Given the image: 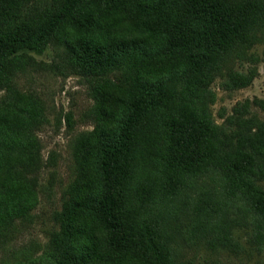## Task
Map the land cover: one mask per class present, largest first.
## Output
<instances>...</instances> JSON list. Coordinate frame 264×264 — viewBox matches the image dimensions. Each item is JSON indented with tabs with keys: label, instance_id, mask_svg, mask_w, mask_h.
<instances>
[{
	"label": "trees",
	"instance_id": "obj_1",
	"mask_svg": "<svg viewBox=\"0 0 264 264\" xmlns=\"http://www.w3.org/2000/svg\"><path fill=\"white\" fill-rule=\"evenodd\" d=\"M85 1L58 0L54 10L31 25L0 28V74L26 53L22 49L39 50L55 40L77 12L84 38L62 42L81 61L79 67L86 73L98 69L95 74L119 68L121 90L113 101L108 93L99 94L96 125L80 143V169L63 205L61 232L49 237L47 264H176L159 220L151 210L142 211V219L135 207L145 208L159 193L176 192L178 183L208 166L223 172L227 185L238 188L262 222L264 189L257 183L261 154L243 147L239 136L232 141L211 120L206 102L209 80L223 66V55L243 48L240 41L252 20H264V3L99 0L111 16L124 17L136 9L133 33H122L120 27L105 31L109 28L101 25L98 12L83 11ZM95 33L105 39L97 41ZM239 76L231 73L230 81ZM16 126L14 115L0 112V175L15 151L27 159L34 156V142L17 138ZM255 135L264 140L263 129L247 137ZM142 161L153 170L140 173ZM24 176L18 182L0 176L2 229L24 217L35 202ZM136 179L142 184L134 204L129 191Z\"/></svg>",
	"mask_w": 264,
	"mask_h": 264
},
{
	"label": "rangeland",
	"instance_id": "obj_2",
	"mask_svg": "<svg viewBox=\"0 0 264 264\" xmlns=\"http://www.w3.org/2000/svg\"><path fill=\"white\" fill-rule=\"evenodd\" d=\"M225 1L234 6L248 1L264 3ZM98 2L86 0L83 11L98 12L99 16L94 15L109 28L105 31L120 27L122 33H133L135 8L123 13L124 17L111 16ZM57 4L58 0H0V28L31 25ZM80 16L75 13L56 39L43 48L22 49L26 53H19L0 74V112L14 115L17 138L34 142L33 158L15 151L0 176L18 182L23 173L22 182L35 192L31 210L6 228L5 224L0 227V264H47L49 237L61 232L63 205L80 169V143L96 125L99 94L106 92L113 101L121 90L119 68L106 67L107 71L101 69L97 74L98 69L92 68L88 74L64 46L63 39L75 43L84 38L76 25L83 20ZM94 38L105 39L98 33ZM240 45L242 49L227 50L223 66L210 78L206 107L211 120L232 141L239 136L243 147L261 154V171L257 173L262 175L258 174L257 183L264 189V140L262 135L247 137L251 131L264 130V20H252ZM234 72L242 77L230 81ZM143 164L138 165L140 173L153 170L151 163ZM203 169L178 183L176 192L157 194L145 208L134 206L136 211L142 215V211L151 210L159 220L176 264H264V220H256L250 201L238 188L227 185L223 172L209 166ZM141 184L137 179L131 183L129 195L134 204Z\"/></svg>",
	"mask_w": 264,
	"mask_h": 264
}]
</instances>
